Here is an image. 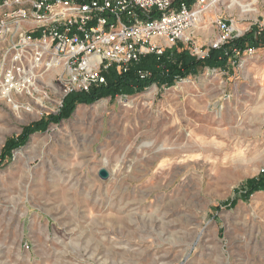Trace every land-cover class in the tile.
<instances>
[{
	"label": "rangeland",
	"instance_id": "1",
	"mask_svg": "<svg viewBox=\"0 0 264 264\" xmlns=\"http://www.w3.org/2000/svg\"><path fill=\"white\" fill-rule=\"evenodd\" d=\"M219 17L258 31L264 0H220L178 50L198 59L191 48L218 36ZM253 49L33 133L0 167V264H264V191L245 195L264 173V47ZM14 101L19 111L0 99V156L63 108Z\"/></svg>",
	"mask_w": 264,
	"mask_h": 264
},
{
	"label": "built area",
	"instance_id": "2",
	"mask_svg": "<svg viewBox=\"0 0 264 264\" xmlns=\"http://www.w3.org/2000/svg\"><path fill=\"white\" fill-rule=\"evenodd\" d=\"M219 2L0 0V99L13 105L14 96L41 103L56 99L62 107L69 95L106 85L110 70L128 73L144 57L160 56L193 39L204 16ZM214 23L218 36L206 49L191 48L198 59L249 32L238 31L234 21L222 17ZM261 35L263 27L256 32ZM244 52L253 55L254 49ZM138 75L142 80L151 76L144 70Z\"/></svg>",
	"mask_w": 264,
	"mask_h": 264
},
{
	"label": "trees",
	"instance_id": "3",
	"mask_svg": "<svg viewBox=\"0 0 264 264\" xmlns=\"http://www.w3.org/2000/svg\"><path fill=\"white\" fill-rule=\"evenodd\" d=\"M257 28L253 27L251 32L239 37L224 45L220 49L212 50L205 59L193 58L188 51L182 52L181 43L167 49L162 55H148L144 57L138 66L133 67L128 73L119 74L115 69L105 73L107 84L101 87H94L88 93H74L65 98L63 108L57 115H49L39 122L27 126L20 136L10 138L5 144L0 156V167L2 163L11 158L15 150L24 146L30 136L37 131H46L51 123H60L63 119L71 117L77 105H91L101 99L117 96H129L143 93L153 85L160 88L172 87L178 81L186 79L190 75H196L200 68L210 67L226 70L229 67V60L234 59L236 49L241 54L248 48L264 47V35L256 36ZM138 70L148 71L151 76L146 80L140 79ZM264 191V173L259 178L250 180L245 185V195ZM232 205H235L233 202Z\"/></svg>",
	"mask_w": 264,
	"mask_h": 264
},
{
	"label": "water",
	"instance_id": "4",
	"mask_svg": "<svg viewBox=\"0 0 264 264\" xmlns=\"http://www.w3.org/2000/svg\"><path fill=\"white\" fill-rule=\"evenodd\" d=\"M99 176L101 179L105 180L107 179L110 175L105 169H101L99 172Z\"/></svg>",
	"mask_w": 264,
	"mask_h": 264
},
{
	"label": "bare ground",
	"instance_id": "5",
	"mask_svg": "<svg viewBox=\"0 0 264 264\" xmlns=\"http://www.w3.org/2000/svg\"><path fill=\"white\" fill-rule=\"evenodd\" d=\"M199 27V26H198ZM198 27H197V29H198ZM196 29V30H197ZM15 106V109L17 110L18 108H19V106L18 105H14ZM28 108V107H27ZM17 111H19V110H17ZM30 112V111H29Z\"/></svg>",
	"mask_w": 264,
	"mask_h": 264
}]
</instances>
